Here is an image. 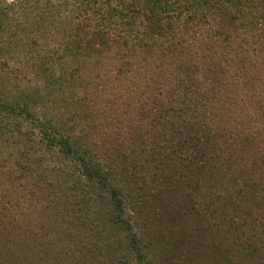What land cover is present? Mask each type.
Listing matches in <instances>:
<instances>
[{
    "label": "trees",
    "instance_id": "16d2710c",
    "mask_svg": "<svg viewBox=\"0 0 264 264\" xmlns=\"http://www.w3.org/2000/svg\"><path fill=\"white\" fill-rule=\"evenodd\" d=\"M57 41L74 48L14 67ZM11 77L39 85L0 96V236L22 191H49L67 225L124 232L117 263L153 264L144 229L167 203L170 264L219 218L223 263L264 264V0H0Z\"/></svg>",
    "mask_w": 264,
    "mask_h": 264
},
{
    "label": "rangeland",
    "instance_id": "374dc122",
    "mask_svg": "<svg viewBox=\"0 0 264 264\" xmlns=\"http://www.w3.org/2000/svg\"><path fill=\"white\" fill-rule=\"evenodd\" d=\"M27 37L33 38L34 35H28ZM24 42L28 43V39ZM61 43L57 41L37 45L31 44L29 48L27 45H23L26 50L25 54H27V62L21 59L20 63L14 64V67L23 70L22 64L27 63V67L38 68V66H41L40 63L43 62V52L73 50L74 48L69 44L62 45ZM42 67H45V65ZM13 78L11 77L8 84L0 88V96L6 94L16 97L12 94L16 90L21 91L24 95L34 94L35 87L39 85L27 83L21 78H17L18 80ZM3 84H6V82ZM84 122L91 123L90 121ZM78 125H76L77 128H80ZM256 165L260 167V170H258L259 173L255 174V177L264 180V163L258 161ZM33 191V189H26L21 192L20 195L23 197L19 199L20 205L29 204V209L27 212L25 211L26 213H23V217L17 223L8 226L7 230H4L0 236V248L5 253L2 256L0 255V264H119L117 260L120 257L126 258L129 250L127 249L128 244L126 245L123 239L124 232L122 230H113L105 224L97 227L92 225L91 228L89 226L84 228L80 225L83 229L74 227L75 225H67L66 221L68 220L65 216H60L59 209L53 208L54 198L47 194L49 191H45L43 194ZM33 193L34 195H32ZM153 206H161L162 210L158 213L156 219L163 220V222H153V212L150 214V219L144 229L147 232L146 238H149L150 244L148 250H142V253L147 254L149 259L147 261L153 260V264H170V247L180 245L181 231L179 232L174 225L170 227L169 218H161V214L163 216L170 214L167 203L164 205L153 204ZM96 208L95 206L92 207L95 213L99 209L95 210ZM16 212L18 217L19 208ZM95 213H88V219H93ZM219 224L220 218L215 220V224L204 234L203 238L205 240H211L210 245L203 241L205 246L203 244L202 246L205 248L192 257L193 264H225L222 259L226 251H224V245L220 239L223 234ZM99 225L101 224L99 223ZM216 227L218 230L213 237L210 234L217 229Z\"/></svg>",
    "mask_w": 264,
    "mask_h": 264
}]
</instances>
